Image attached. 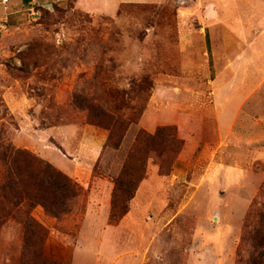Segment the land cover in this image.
I'll return each instance as SVG.
<instances>
[{
  "label": "rangeland",
  "instance_id": "1",
  "mask_svg": "<svg viewBox=\"0 0 264 264\" xmlns=\"http://www.w3.org/2000/svg\"><path fill=\"white\" fill-rule=\"evenodd\" d=\"M76 1L0 0V145L31 153L79 187L63 194L60 220L43 204L20 206L0 227V264H123L137 242L146 264H236L246 215L264 202V36L255 49L244 41L264 16L251 0L124 3L111 15ZM204 2L217 5L211 20L192 16ZM213 52L230 61L223 75L232 96L247 98L232 141H221L213 116ZM123 95L144 112L117 148L103 112ZM167 127L177 141L148 139L130 158L142 180L128 213L110 225L105 202L137 134ZM211 161L244 175L225 185L205 180ZM35 191L53 201L43 186ZM9 208L0 196V211ZM218 226L231 242L223 251Z\"/></svg>",
  "mask_w": 264,
  "mask_h": 264
},
{
  "label": "trees",
  "instance_id": "2",
  "mask_svg": "<svg viewBox=\"0 0 264 264\" xmlns=\"http://www.w3.org/2000/svg\"><path fill=\"white\" fill-rule=\"evenodd\" d=\"M144 83V81L142 80ZM123 95L119 106L113 107L108 112H103L106 116L107 124L104 125L110 131L109 141L113 139L114 132H118L116 137V147H120L126 132L132 124L137 123V119L141 118L144 109H137L130 106ZM158 136H166L167 138L177 141L176 134L171 128H161L154 134H147L140 131L132 146L130 147L127 157L123 165V171L118 178L114 179L115 190L112 196L111 211L109 216L110 225H118L129 211L128 202L132 199L138 189L142 178L137 175L135 163H130V158L135 154L139 145L148 139H154ZM0 161L4 164L0 169V196L4 201L11 204V208L0 211V227L5 224L8 219L15 218L17 209L20 206L31 208L36 204L45 205V209L52 213L57 219L66 208L61 200L64 193H77L79 187L74 184L68 177L56 170L49 164H44L39 158L25 150L15 149L10 144L0 145ZM6 162V163H5ZM33 164L34 167H33ZM26 167V169H25ZM30 175L34 179L33 183H28ZM123 178V179H122ZM128 180V181H127ZM43 186L53 195V201L47 203L43 201V195L36 189ZM116 188L123 194V208H116ZM264 189V187H262ZM260 208L251 209L245 218L243 232L240 238L239 247L236 253V264H264V202L257 203ZM55 208L61 210L60 213L53 212ZM28 229L23 225V238L25 240Z\"/></svg>",
  "mask_w": 264,
  "mask_h": 264
},
{
  "label": "crops",
  "instance_id": "3",
  "mask_svg": "<svg viewBox=\"0 0 264 264\" xmlns=\"http://www.w3.org/2000/svg\"><path fill=\"white\" fill-rule=\"evenodd\" d=\"M165 0H77L76 1V5L79 9L84 10L88 13H92L95 15H111V14H115L120 5L124 4V3H162ZM194 0H192L193 2ZM200 4L203 3L202 0H197ZM221 3H227L228 0H218ZM251 3L255 4L254 5V9H256V14L259 18L264 16V0H251ZM204 10H200V11H196L194 12V14L192 15L193 17H195V15H199L202 18L205 19H213L212 16H215V14L217 13L216 8L217 5L211 3L209 5L205 4L204 2ZM204 13V14H203ZM255 24H253L251 26V28L254 27ZM209 29V28H207ZM243 29V28H242ZM212 32H210L209 30V36H210V41L212 44ZM264 36V20L261 23V27L257 28V29H252V35L248 38L247 35L244 38L245 43H247V49L251 50V49H255L256 47V42L257 40ZM189 37H191V35H189ZM220 40H222L223 38H219ZM214 50V49H212ZM256 51V50H255ZM213 57L215 58V63L217 66H219V68L217 69V74L214 78L213 81H211L212 86L214 88L213 94H214V98H215V105H214V113L213 116L215 118V124L217 125L216 129L217 131H219V135L222 137L223 142H225V140H229L232 141L233 139L237 138L236 134H235V126L236 124L239 122V118H240V114L242 111V106L244 104V102L247 100L246 99H242L239 100L238 97H233L232 94V87H231V77H229L228 79L224 77L223 72L229 70L230 68H232L230 61H227L226 63H222L221 60L218 59V57H215L214 52L212 53ZM242 57V55H240L239 57H237V60H240V58ZM225 125H227L228 129V134L226 136H223L221 134V130L223 129V126L225 127ZM225 143H222V145ZM215 155V154H212ZM213 157V156H212ZM215 171L216 174H213L212 172ZM224 172V173H223ZM223 173V174H222ZM244 171L241 170L240 168H235L234 166H228L227 168L224 169V167L218 163V161H211V165H209V168L207 169V174L205 175V180L207 179H211L214 180V183L216 181H219L221 183V185H225L226 183L229 184V182L232 183L233 177L235 175H238L239 177L243 176ZM212 177V178H211ZM231 178V179H230ZM106 200L105 205H110L111 203ZM103 204V206H105ZM146 222H148L146 220ZM218 228L220 229V231H217V234H219V238H221V242H219L221 244V250L223 251L225 247L224 245L228 244L231 245L230 240L228 241L225 240L223 241L222 238L223 233H224V228L221 226H218ZM206 230V229H205ZM209 232L206 230V233H204V238L207 240L206 242H209L210 238L208 236H211L208 234ZM154 239L151 241V243H154ZM218 240V239H217ZM126 245H127V240L125 239ZM124 243V241H123ZM138 242H137V246L136 247H131V248H127L125 247V252L123 253V257L125 256L127 259L124 260L123 264H146L148 262L147 256L145 255V252L142 249H140L138 247ZM234 252V251H233ZM219 256V254H218ZM124 257V258H125ZM123 258V259H124ZM143 258V259H142ZM134 259V261H133Z\"/></svg>",
  "mask_w": 264,
  "mask_h": 264
},
{
  "label": "built area",
  "instance_id": "4",
  "mask_svg": "<svg viewBox=\"0 0 264 264\" xmlns=\"http://www.w3.org/2000/svg\"><path fill=\"white\" fill-rule=\"evenodd\" d=\"M5 2L8 1V0H4Z\"/></svg>",
  "mask_w": 264,
  "mask_h": 264
}]
</instances>
